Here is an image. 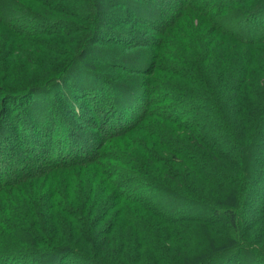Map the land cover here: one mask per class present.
Listing matches in <instances>:
<instances>
[{"label":"trees","instance_id":"obj_1","mask_svg":"<svg viewBox=\"0 0 264 264\" xmlns=\"http://www.w3.org/2000/svg\"><path fill=\"white\" fill-rule=\"evenodd\" d=\"M32 1L43 13L0 0L2 36L56 54L30 88L0 71V264H264V0ZM177 39L192 49L175 65ZM81 165L103 195L52 179Z\"/></svg>","mask_w":264,"mask_h":264},{"label":"rangeland","instance_id":"obj_2","mask_svg":"<svg viewBox=\"0 0 264 264\" xmlns=\"http://www.w3.org/2000/svg\"><path fill=\"white\" fill-rule=\"evenodd\" d=\"M22 1L25 3L26 6H29L30 8H32L38 12L43 13L44 10H43V8H41L40 5H38V3H35L32 0H22ZM190 18L192 21L189 22V24L184 28V31H186L185 34H199L198 31L201 28L200 27L201 23L197 19H194V18L192 19V16ZM71 20H73V19H71ZM104 21L108 22L107 18L104 19ZM178 25H179V23H178ZM80 29H82V28H80ZM137 31L139 33H141V36H143V34L147 32V30L146 29L144 30L143 28H140V29L138 28ZM177 33H178V31H177ZM83 34L84 33L82 31H79V32H77V34H75L71 37L78 39ZM182 35H183V33L181 32V33H179L178 36H182ZM10 37H11L10 35H3L2 36V34H0V43H1V47H0V50H1L0 69L1 70L0 71H2V72L6 71V72H4L5 74H3V76L4 75H5V77L7 76L6 78H7V82L9 85H13L16 88L18 87V89H23V88H28V87L30 88V87L34 86L35 84H37L36 81L29 82L31 79L36 78V74L40 73V74L45 75V74H47L48 71L52 70L50 67L51 64L49 63V61L47 62V60H45V58H44L45 55H49V54H51V52H49L48 48H45V49H47V50H45L42 47H41L40 51H38V49L35 50L34 47H32V44L30 45L28 42H25L22 39H16L17 40V46L21 47V48H19V47L17 48V46H16V48H17L16 49L15 46H13ZM48 38L46 37V39L50 41L51 38H49V39ZM104 38H106V36H102V39H104ZM139 40L141 41V39H139ZM141 43L142 42H140V44ZM169 46H168V48L170 49ZM50 47L52 48L51 45H50ZM19 49H22V51H19ZM57 49H58L57 54L59 52H60V54H62L61 55L62 60L65 59L68 61V59H70L72 57L71 51H70L71 53L70 52L68 53V52H65V50H63V49L61 51H59V48H57ZM171 49L173 51V53L171 52V54H170L172 56V60H173L172 62H174L175 65H178L180 62V61H178L179 60L178 58L181 56L182 57L183 56L188 57L190 50L192 48H191V46H188L186 43L180 45L178 42V39H177L175 44L172 46ZM126 50L120 51L117 49V51H119L121 54H123L125 56H128L129 54H131V51H129V49L127 51ZM148 50H149V53H150V51L156 52V51H153L155 49L150 50L148 48H144V49H139V54H136V55L141 56L142 55L141 53L144 54ZM65 53H68V54H65ZM54 55L56 56V54H54ZM54 55L51 54L52 57H55ZM90 55L95 56L94 54H90ZM13 59H14V61H13ZM62 60H61V62H62ZM7 72H9L8 75H7ZM119 74H121V73H119ZM29 76H31V78ZM161 76H162V78L161 77H158V78L163 79L164 82L168 81L167 80L168 77L165 78L166 79V81H165L163 75H161ZM155 77L156 76H149L148 75V76L144 77V75H140V76L137 75L133 78L136 82L139 80L140 81L139 83H142V82L146 81L148 78H155ZM172 82H175V79H172ZM38 97H42V95H37L36 97H34L36 99L33 98V101L39 99ZM3 101H4V98L0 97V110H2V107L4 108V105H6L8 112H10L9 103L4 104V103H2ZM24 102L25 101H23V102L20 101V105H21L20 108H23V105L27 106L26 102L25 103ZM30 103H28V105H30ZM63 105L66 107L65 104H63ZM93 114L95 115V113H93ZM68 118L71 122H73L75 124H79V127H82L84 129L90 128V125H88L82 119H78L76 117H73L72 114L69 115V113H68ZM6 125L7 124L5 123V126ZM8 132H13V129L9 127ZM140 134H142V132L141 133L136 132L135 136L140 137ZM175 134L179 137H188V134L185 133L184 131H178ZM135 140L136 139L131 137L129 140H127V142L129 144L125 147L121 146L120 149H122L124 152H130V151L136 149L137 148L136 145H138V143L135 144ZM116 145H118V144H116ZM109 153H110V155L116 154V152H114L115 153L114 154L112 151ZM117 164H119V163H117ZM177 164H180V163H177ZM128 169L129 168L124 166V168H123V174L124 175L131 174V172L128 171ZM97 175H98V170H96V168H94L93 165L92 166L91 165H85V166L81 165V166H78L72 170L54 172L52 174V179L56 180L57 184H59V185H63V184L67 185L69 181L72 183H75L76 185L80 184L79 188H81V189L79 190V193H80L79 195L81 197L83 195H86L87 192L91 191L92 187L94 185L96 188L95 192L96 193L99 192V193H97V195H100V194L103 195L104 190L109 187V184L108 183L106 184L105 182H103V180L100 179L99 176H98V178H96ZM44 179H46V177ZM44 179H41L40 181H43ZM257 184H258L257 189L260 192H263V194H264V179L261 180V183H257ZM175 188H177V187H175ZM177 189L179 190L180 188H177ZM252 198L254 199L255 205L262 206L264 204V199H262V197H258V196L253 197L252 196ZM173 201H174L173 203L179 202L178 200H173ZM246 209H247V207L245 206L239 211L240 214L243 213V215L240 216L241 219L244 220L246 218V216L254 217V218L255 217L261 218L262 217V215L259 214L258 212L250 211V210L246 211ZM44 212L47 214V216L44 217L43 221H44V223L47 224L49 229L52 228V229L60 230L63 225H66L65 220L63 219L64 217L63 218L59 217V216L57 217V215L54 216V214H52V211H50L48 209L47 210L45 209ZM106 246H108V248H109V247H112L114 245L113 244H110V245L107 244ZM112 253L114 254L115 250H113V251L108 250L107 255L111 256Z\"/></svg>","mask_w":264,"mask_h":264}]
</instances>
